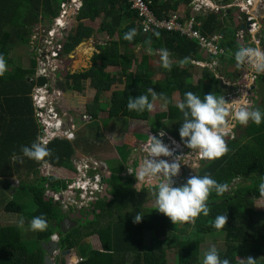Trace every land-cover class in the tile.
<instances>
[{"label":"trees","instance_id":"obj_1","mask_svg":"<svg viewBox=\"0 0 264 264\" xmlns=\"http://www.w3.org/2000/svg\"><path fill=\"white\" fill-rule=\"evenodd\" d=\"M64 0H0V55H3L6 65L10 63L12 50L19 46H28L29 35L34 25L41 18L52 19L59 13L60 3ZM192 1L185 0L188 16L192 10ZM179 1L173 3L169 0H151L154 15L163 20L170 14L176 13ZM104 17L98 30L87 27L83 21H95ZM203 23L202 34H222L226 41L225 49L235 53L240 47L237 42L236 31L227 28L219 20V14L215 11L209 13ZM201 18V17H200ZM198 18V20H200ZM77 25L71 30L64 47L65 55L72 53L81 43L91 39L95 33H107L110 38L118 35L117 41L99 47L91 59V67L88 70L69 74L64 81L65 89L83 92L85 82L91 81V87L96 90L94 101L86 109V112L97 119L99 114L107 111L108 118H126L129 120L153 122V132L158 131L166 121L169 133L183 143L179 135V129L183 123L182 113L176 105H173L172 95L179 93L181 102L185 93L191 91L201 99L212 92L224 94L219 74L204 68L198 84L191 82L193 70L192 61L200 58V48L197 42L188 39L179 32L154 30L144 33L140 27L138 12L131 8L128 0H82V7L76 17ZM130 29L136 30V36L132 41L123 39ZM156 33H159L157 37ZM151 39V49L145 41ZM141 46L144 54L138 58L132 47ZM29 47V46H28ZM132 47V49L130 48ZM167 49L171 58L179 59L190 57V62L184 66L170 64V68L160 69L152 65L161 61L160 49ZM30 50V49H29ZM147 52V54L145 53ZM30 66L17 67L7 70L0 75V177L13 178L16 174L25 173L27 179L36 177V183L29 184L27 190L33 197L36 210L33 217H42L49 226L42 231H37L35 246L27 242L23 237L22 228L18 225L3 226L0 220V264H44V251L41 242L47 241L59 230L61 211L46 196L49 189L58 191L66 188L64 180L40 175V166L44 162L37 163L23 156L21 148L30 146L39 136V129L33 116L32 99L30 97L35 82L45 83V79L31 81L36 72V61L32 58ZM109 67H119L120 81L107 72ZM164 72L166 77L162 81H154L155 73ZM118 82L124 83L122 91H113L111 103H101L104 92H109ZM258 82L264 83V73L259 76ZM152 88L157 94L163 93L164 97L157 100L167 101V110L151 115V112H130L127 109L128 99L147 94V89ZM151 99V97H149ZM104 108V110L102 109ZM264 111V106L259 108ZM23 128V138L19 136L18 128ZM27 125L32 128L27 133ZM11 129V131H10ZM240 139L227 142L228 152L221 158L206 162L199 169L198 176L210 174L218 183H227L229 190L222 196L213 191L207 201L209 215L201 214L192 223L191 234L186 235L184 229L179 230L178 235L166 238L168 230L174 229V224L157 209L146 210L141 223L135 224L133 218H129L128 224L120 227L115 223L106 225L104 229L94 228L97 223H89L93 227L90 234H98L102 250H91L88 255L83 248L81 255L84 259L73 264H128L127 256L131 255L130 264H170L168 252L176 250L177 264H202L200 260L202 244L205 242L203 235L221 234L224 243V251L219 252L221 259L227 258L231 264H240V258L246 260L249 256L257 260V264H264V212L256 209L259 192L258 185L264 177V120L260 125L249 122L245 129H241ZM26 134V135H25ZM129 145L135 149L132 142ZM184 144V143H183ZM47 148L51 156L46 158L53 166L72 168L71 157L75 153L72 143L65 140H55ZM131 148V149H132ZM15 156L16 161H13ZM127 158V157H124ZM25 167V169H24ZM27 171V172H24ZM115 172V171H114ZM121 177L114 173L109 182H112V194L123 193L118 186ZM23 188V185L21 186ZM20 187V188H21ZM115 203V201H114ZM124 198L123 207L128 205ZM99 209L106 211L109 205L101 201ZM6 211L23 213V208L15 199L6 206ZM217 215L228 217L227 225L217 230L209 224ZM99 218V216L97 215ZM56 227H54V225ZM152 232L150 249L144 250V232ZM81 234L76 232L61 239V246L65 250L78 248ZM77 238L76 240H74ZM165 238V239H163ZM81 239V238H80ZM81 257V256H80ZM77 260V259H76ZM73 261V260H72ZM62 264H67L62 261Z\"/></svg>","mask_w":264,"mask_h":264},{"label":"clouds","instance_id":"obj_2","mask_svg":"<svg viewBox=\"0 0 264 264\" xmlns=\"http://www.w3.org/2000/svg\"><path fill=\"white\" fill-rule=\"evenodd\" d=\"M156 35L158 37L159 33ZM135 36L136 30L130 29L125 33L123 39L132 41ZM236 37L237 40L240 39L239 36L236 35ZM145 44L148 45V51H152L151 39L146 40ZM159 51L162 66L166 69L170 68V53L163 48ZM190 59V57L182 59L181 66L188 64ZM234 59L240 67L248 66L257 73H264V50L258 47L241 46L235 52ZM199 67L202 68V66ZM6 68V61L3 55H0V75L4 74ZM204 68H209V66ZM162 97H164L163 93L157 94L152 88H148L147 94L130 97L127 109L137 113L151 112L154 109V102ZM176 106L183 117V123L179 129L181 140L191 150L190 154H195L198 158L208 161H215L228 152L226 138L230 137L236 124L247 126L251 121L260 125L264 120V111L251 107L247 92H242L237 99L229 102L222 94L212 92L204 95L201 99L189 91L185 93L183 101ZM164 135L165 133H160L161 137ZM145 150L148 153V158L141 159L134 173L129 169L128 171L134 175L137 181L136 190L144 191L147 188L148 192L155 197L154 208L168 217L174 225L194 222L195 218L201 214L207 217L209 215L207 201L211 193L215 191L218 196H222L229 190L227 183H218L210 174L202 177L193 175L186 184L179 187L174 186L173 177L179 175L181 168L179 157L171 162L161 159V157H172L173 151L162 139H158L154 135L148 138ZM21 152L24 157L37 163H47L46 158L51 156L46 142L39 138L30 146H23ZM13 158L15 159V156ZM106 185H108L107 182ZM258 192V199L264 200V177L261 178L258 185ZM143 219L144 216L140 212L134 216L133 222L139 224ZM227 220V216L217 215L213 221H209V224L215 229L221 230L227 225ZM21 225H23V221H21ZM46 226V221L42 217H34L30 222L32 231H42ZM202 264H231V261L227 258L221 259L217 248L212 247L204 254ZM240 264H257V260L249 256L246 260H240Z\"/></svg>","mask_w":264,"mask_h":264},{"label":"built area","instance_id":"obj_3","mask_svg":"<svg viewBox=\"0 0 264 264\" xmlns=\"http://www.w3.org/2000/svg\"><path fill=\"white\" fill-rule=\"evenodd\" d=\"M128 2L131 8L138 12L140 27L144 33L163 29L179 32L188 39L196 41L200 51L209 59L217 61L226 56L224 37L219 33L204 35L200 30L201 23L198 18L208 15L209 11L219 9L211 7L207 1L193 0L191 18L185 24L181 21L178 12L170 14L163 20L158 19L150 8L151 0H128ZM263 5L264 0H232L227 5L238 9L239 13L246 18L247 32L239 31L237 36L240 38L249 36L256 43L264 41V36L256 37L264 35V25H260L259 22ZM81 7L82 0L62 1L58 15L52 19L41 18L39 23L33 26L29 35L28 46L32 58L36 61V72L31 81L45 79L43 84L35 82L30 95L33 116L39 129L38 138L45 141L47 146L55 140L73 143L77 140V133L82 130L79 123H76L77 115L65 110L60 104L65 93V79L62 73L67 54L64 53V47ZM204 64L207 63H198L202 68L206 67ZM211 65L207 66L212 68L213 65ZM60 83L63 84V88H59ZM79 119L83 123H91L93 120L87 112L79 115ZM159 137L164 139V136L161 137L160 134ZM181 148L179 146L180 150ZM143 150L146 152L144 147ZM71 164L74 168L72 177L55 175L49 164L46 168H41L40 171L44 177H58L66 183V188L58 191L49 189L47 186L46 196L55 206L65 211H85L92 208L99 197L105 194L108 167L100 159L86 155L75 156V154L71 157ZM56 238L57 236L54 235L53 240L58 241Z\"/></svg>","mask_w":264,"mask_h":264},{"label":"crops","instance_id":"obj_4","mask_svg":"<svg viewBox=\"0 0 264 264\" xmlns=\"http://www.w3.org/2000/svg\"><path fill=\"white\" fill-rule=\"evenodd\" d=\"M162 1L165 2L167 0H162ZM169 1H171L173 3L175 0H169ZM176 1H179V5H181V6H179L177 12H179L181 21L185 24L191 18L193 8L191 10L190 15L188 16V14L186 13L187 5L185 4L186 3L185 0H176ZM205 1L210 3L211 7H217V6L213 5L211 0H205ZM231 2H229V0H220V3L224 6V8L217 7L219 9H217L215 11L217 14H219L220 22L223 25H226L227 28H231L230 23H229V19L227 18V16L230 15V14L227 13L228 10H230L231 11L230 13H232L233 12L232 10L234 9V12L237 13L236 14L237 18L241 17V14L239 13L238 9H235V8L227 6ZM192 3H193V1H192ZM192 7H193V5H192ZM211 12H213V11H209V13H211ZM206 18L207 17H205V16H201V18L199 20L200 23H201L200 30L203 29V23L206 20ZM103 21H104V17H100V18H98L95 21L85 20V21H83V23L87 27H90V28H93L95 30H98V28L100 27V25H101V23ZM118 38H119L118 35L114 36L113 38H110L107 33H95V35L91 39V46L90 47L92 49V53H89L90 54V58H89V62H88L87 68L85 70H88L91 67V65H92L91 59H92V57L94 56L95 53L99 52V47L100 46H104V45L108 44L112 40L117 41ZM225 41H226V39L224 37V43H225ZM245 46H246V42H245ZM132 47L134 49L133 51H134L135 54H137L136 53L137 51H141L142 52V50H143L142 55L144 54V49L141 46L134 47L132 45ZM132 47H130V48L132 49ZM247 47H249V46H247ZM226 52H227V50H226ZM145 53L147 54V52H145ZM234 54L235 53H233V55ZM227 57H229V56L226 55L223 58H221L220 60L216 61L214 59H209V57L205 53L201 52V57L200 58L202 60L200 62H203V63L207 62L209 64L216 63L213 66L211 65L212 66L211 69L213 71H215L217 69V71H215V72L219 74L217 78L220 79V81L222 83L223 90H224V94L223 95L225 96L227 101L231 102L233 99H237L242 92H247L248 97L251 96L253 98L254 94H253V91H251V88L254 85V80L256 79L255 75L257 74V72H255L254 70H252L249 67H248L247 71H243V67L240 68V66H238L236 64V67L234 69H230L226 73H224L222 71V63H223L222 60L227 58ZM169 61H170V64L174 62V60L170 56H169ZM194 61L195 62L192 61V64H193L194 68H193L192 74H191V76H192L191 82L194 85H196V84H198L199 80L202 77L203 69L201 70V68L198 67L199 61L197 59H195ZM152 62L155 63V59H153ZM70 64L72 65L73 61L71 63V60H69L68 57H65L64 70H63V73H62V77L63 78H65L64 74L69 72L68 71L69 70L68 66ZM11 66H12V64H11ZM29 66L30 65H28L27 68ZM157 68L163 69L164 67L163 66H161V67L158 66ZM11 70H13V68ZM85 70H82V71H85ZM82 71H80V72H82ZM107 72L110 73L112 75V77H116L117 81L118 80L120 81L121 79H123L122 78L123 76L120 74L121 73V69L119 67H109L107 69ZM75 73H79V72H75ZM69 74H70V72H69ZM71 74H74V73H71ZM237 74L241 75V76H238ZM234 75H235V79L231 80L230 77H232ZM165 77H166V74L161 71V73H155L153 79H154V81H162ZM239 78L242 80L241 81V83H242L241 87H240V84L236 85L235 88L229 87L232 83H235V81H237V79H239ZM118 83L116 85H121V88H118V89L117 88H113V87L116 86V85H114L112 87V90L109 91V92H104L102 94V97L106 96V97L109 98V97H111V94H112L113 91H122L124 89V83H120V82H118ZM90 84H91L90 80H87L85 82V89H84L85 92L84 91L83 92H77V91H74V90L65 89V87H64V92L65 93H64V96L62 98V103H61L62 107L65 110H67V111H69L71 113H74V114H75L76 111H81V113L85 112L87 107L93 103L95 95L97 93L96 90L94 88H92ZM122 85H123V87H122ZM227 88H229L230 92L225 93ZM86 89H88V90L86 91ZM85 93H87V95ZM256 100H257V97L252 99V101H254V102L250 101L251 107L254 106ZM172 102H173V105H177L178 103L181 102V97H180L179 93L176 92V93H174L172 95ZM104 104L107 105L109 103L105 102ZM166 110H167V101H165V100H156L154 102V109L152 110L151 115H155L156 113H162V112H165ZM107 118H108L107 111L105 110V111L101 112L97 119H93L92 120L93 122H95V124H93L95 126V128H93V129H91L89 131H88V126L90 125V123H83V122H80V121H79L80 122L79 123L78 119L76 118V123L80 124V126L82 127V130L77 133V140H75L72 144H73L74 149H75V153H74L75 156H83V155L92 156L94 158L100 159L101 161L105 162L107 167H108L107 178L108 177L111 178L112 175L115 173L114 171H116L117 168L123 167V165L125 166V163L128 160H129V164L128 165H131L132 163H134L132 166H133L134 169H136L139 166V163L141 161V156H138V154H137L138 150H139L138 147H140V143L139 144L135 143V139H138V138H132L131 139L132 140L131 142L136 145V148L134 149V151H133V148H132L130 151L126 152L125 148L121 149L119 147V145H121L122 141L125 139L123 130H121L119 127L115 128V129L106 130L104 124H102V120H107ZM130 121L132 122L130 130L139 131V132L145 133L144 135H141V137L144 138V139L146 138V141H147L148 138H149V132L152 131V126H153L152 120L151 121H147V122L138 121V120H130ZM24 127H25V124H22L18 128L19 136H16V137L23 138V131H24L23 128ZM31 130H32V128H30L27 125V133L26 134L31 132ZM10 131H11V129H10ZM82 132H85L87 134L86 135H82ZM82 137L84 138L83 140H82ZM138 140H140V139H138ZM118 147L124 153L119 151ZM104 149H105V151H104ZM100 154H102V156H99ZM125 155H126L127 158L123 157ZM104 157H107L108 159H112L110 165H109V163L107 161L104 160ZM187 157H189V155H187ZM143 159H146V158L144 157ZM13 161H16V159L13 158ZM169 162H171V161L169 160ZM188 163H189V161H188ZM44 164L45 165L49 164L51 166V169H52V171H53V173L55 175H59V176H62V177L63 176L64 177H72V175H73L72 174L73 169H74L73 166H72V168H70L69 166L68 167L67 166L58 167V166L51 165L49 162L43 163V165ZM181 167H182V165H181ZM24 172H27V171H24ZM17 175H20V177L22 178V177H25L26 174L25 173L16 174V176ZM53 178L58 179V177H53ZM110 178L106 180V182L108 184H109ZM5 179H9V178L0 177V183L3 180H5ZM30 179L31 180L33 179L32 183L36 182V177L31 176ZM173 182H174V185L177 184V180L174 177H173ZM180 186H182V185H180ZM108 189H109L108 196H104V194L101 196V198L105 197L104 201H106V203L109 205V208L105 211V215L107 214V219H105V220L103 218L99 219L97 217V213L96 214L91 213L92 215H90V219H89L88 222H86V221L82 222L83 220L77 219L78 221H81L82 224L85 223V222H86V224L83 225V229H75L72 232L69 231L66 234V235H71V239H72L74 237V235L76 234V232H79L81 234V236H80L81 239L80 238L79 239H77V238L74 239V240L77 239L75 242L80 241V244H79L78 248H72L70 250L71 252L69 254H67L65 256V258H64L65 262L68 259H70V261H72L74 259H77V261L78 260L79 261L83 260L84 259L83 258L84 254L81 255V249L82 248H83V251L85 253H88L87 250H98V251L102 250V245H101V242H100V239H99L100 238L99 235L98 234H94V233L90 234V232L93 231V227H90L88 225L90 222L91 223L96 222L97 225L94 228H98V229H104L106 227V225H110L112 223H115L114 226H118L119 225L120 227L124 226L125 224H128L126 220H123V219L117 220V218L114 217L115 207H112L110 205V203H109L111 201V199L114 198V195L110 192L111 190L109 188V185H108ZM153 203L154 202H152V201L148 202V200H147V209L148 210L155 209L154 206L153 207H149L148 206L149 204H153ZM91 209H93V207ZM86 211H89V210H86ZM66 212H71V211H66ZM81 214L87 216L89 213H84V212L82 213V211H81ZM102 220H104V221H102ZM81 223H79V224H81ZM5 226H8V225H5ZM53 228L56 229L55 226ZM58 231L59 230H56L54 234H56ZM66 235L62 236L61 239H63ZM152 237H153L152 236V232H150V231L144 232V250L145 251L150 249V247L147 248V240L150 241V246H151ZM82 239H84V240L87 239L86 242L89 241V243H91V241H93L94 242L93 243L94 247L93 248L89 247V249H88L87 246L83 243ZM60 241L58 240L57 242H60ZM42 243H44V241L41 242V245H42ZM82 243H83V245L81 246ZM43 251H44V249H43ZM44 253H45V251H44ZM60 253L61 252H58L57 256ZM45 255H46V253L44 254V256ZM57 256L55 257L56 259L55 258L52 259L51 264H61L62 260L60 261L58 259L59 256L58 257ZM127 257L130 258L129 255ZM46 262H45V258H44V264H47ZM128 263L129 264L131 263V259L128 261Z\"/></svg>","mask_w":264,"mask_h":264},{"label":"rangeland","instance_id":"obj_5","mask_svg":"<svg viewBox=\"0 0 264 264\" xmlns=\"http://www.w3.org/2000/svg\"><path fill=\"white\" fill-rule=\"evenodd\" d=\"M201 1H203V0H201ZM211 1H212L213 5H215L217 7H224L220 3V0H211ZM231 1L232 0H229V2H231ZM232 11L234 12V9ZM178 14H179V12H178ZM76 25H77V22L74 24V28L76 27ZM91 39L86 40L83 43H81L72 53H70L66 56L69 58V60H71V63L73 61V64L72 65L70 64L68 66V69H69L68 71L70 73L80 72V71L85 70L87 68L89 58H90L89 53H92V49L90 47L91 46ZM142 52H143V50H142ZM142 52L141 51L136 52L137 53L136 55L138 58H141ZM226 55L229 57L222 60L223 61L222 71L224 73H226L230 69H234L236 67V64H237L235 59H234L233 51L227 49ZM172 59L174 60L173 64L180 65L179 59H176V58H172ZM30 60H31V53H30L29 47L26 45L19 46V47L15 48L14 51L12 50L11 57H10V63L12 64V66L9 63L7 65V70L11 71V69L14 68V66H16V68L17 67H26L27 68V66L30 64ZM152 65L155 67L156 66L161 67L162 61L155 62ZM204 65L207 66L208 64H204ZM201 70H202V68H201ZM215 71H217V69ZM241 81L242 80L239 78V79H237V81H235V83H232L229 87L235 88V86L238 84H240V87H241V84H242ZM259 83L263 84L262 82H259ZM122 87H123V85H122ZM113 88H117V89L121 88V85H116ZM261 89L264 90V88H261ZM87 90L88 89H86V91ZM228 92H230L229 88L226 89L225 93H228ZM85 94L87 95V93H85ZM111 96H112V94H111ZM62 98H61L60 104L62 103ZM100 102L101 103H105V102L111 103V97L108 98L106 96H103L101 98ZM61 107H62V104H61ZM102 109H104V108H102ZM85 112H83V113H85ZM75 114L77 115V119L79 122L80 121L79 115H81L82 113H81V111H76ZM93 124H95V122L92 121L90 123V125L88 126V131L95 128V126ZM102 124H104L106 130L115 129V128L119 127L121 130L125 131L127 129V127L131 126L132 122L126 118H114V119L102 120ZM79 127H80V124H79ZM86 134L87 133L82 132V135H86ZM135 137L138 139L142 138L141 136H138V135H135ZM83 139L84 138L82 137V140ZM104 151H105V149H104ZM99 156H102V154H100ZM147 158H148V155H147ZM104 160L107 161L109 163V165L112 161V159H108L107 157H104ZM40 168H41V166H40ZM44 168H46L45 164L42 166V169H44ZM40 175H42L41 171H40ZM32 180L30 178L27 179L26 177L21 178L20 175H17L16 177L5 179L0 183V220L4 226L5 225H18V226H20L22 228V231H23L24 239L26 241H28L29 243L33 242L32 247H34L35 246L34 240H36L37 231H32L30 229V222L33 219L32 215L36 210V206H35V203L33 201L32 195L27 190L29 184L32 183ZM34 183H36V182H34ZM37 184L38 183H36V185ZM22 185H23V188L21 187ZM14 199L22 205V208H23L22 214L6 211L7 204ZM256 209L264 212V200H261V199L258 200V202L256 203ZM21 221H23V225H21ZM192 223L193 222L184 223V224H176L174 226L173 230H168L166 238H172L174 235H178L180 233L179 232L180 229H184L186 232V235H190L191 234V227L190 226L192 225ZM46 225L49 226L48 224H46ZM203 237L205 239V242L202 244V248H201V256H200L201 261H203L204 254L212 247L217 248L218 252H220V253L224 251L225 247H224V243L222 241V235L221 234L203 235ZM163 239H165V238H163ZM82 240L88 249H89V247L90 248L94 247L93 241H91V243H89V241L86 242L87 239L86 240L82 239ZM83 243L81 244V246L83 245ZM149 247H150V241L147 240V248H149ZM90 251L91 250H87L88 253ZM88 253H85V254L88 255ZM131 255H129L130 258L127 257L128 261L131 259ZM240 260H243V259L240 258ZM67 261H68V264H73V263H76L77 260L74 259L73 261H70V259H68ZM168 261L170 264H177L178 257H177L176 250H170L168 252Z\"/></svg>","mask_w":264,"mask_h":264},{"label":"flooded vegetation","instance_id":"obj_6","mask_svg":"<svg viewBox=\"0 0 264 264\" xmlns=\"http://www.w3.org/2000/svg\"><path fill=\"white\" fill-rule=\"evenodd\" d=\"M236 14H237L236 12H232V13H230L229 16H227V18L229 19V23H230L231 28H233L236 31V35H237V33L239 31H247L248 25L245 23V19H246L245 17H243L241 15V17L237 18L234 16ZM259 18H260L259 19L260 25H263L264 24V5L262 6V10H261ZM242 26L244 27V29L241 28ZM263 36L264 35H257L256 37L262 38ZM245 41H246V46H249L252 48L258 47V48L264 50V41H262V40H261V43H256V42L252 41L251 37L248 36L245 38ZM240 68H242V67H240ZM247 70H248V66H244L243 71H247ZM262 74L263 73H257L255 75L256 79L254 80V85L251 88V91H253V94H254L253 98L257 97V100H256L254 106H252V108H254V109L264 106V90L261 89V88H264V83L260 84L258 82L259 76ZM238 76H241V75H238ZM230 79L231 80L235 79V75L230 77ZM253 98L251 96H249L248 97L249 102L250 101L254 102V101H252ZM144 122H147V121H144ZM162 123H163V126L161 128H159L158 131L153 132V130H152L151 132H149V137L151 135H154V136H157L158 139H160L159 134L161 132H164L165 135H164L163 142L170 147V150L177 147L176 150L173 151L172 157H161V159L172 161L176 157H179V163L182 165V167L180 168L181 171H180L179 175L174 177L177 180V184H175L174 186L178 187L180 185L186 184L187 180L191 176L198 175L199 169L201 168V166L203 164H205L206 162H210V161L200 159L195 154H190L191 150L188 149L182 142L177 140L175 137H173L169 133L168 129L166 128V121H163ZM130 127H127V129L125 131L123 130L125 139L122 141L121 145H119V147L121 149L125 148L126 152L130 151L132 148L129 145L130 143H128L127 141L131 142L132 138H136L135 135L141 136V135L145 134V133L139 132V131H132V130H130ZM245 128H246V126L236 124V127L233 129V131L229 137V140H226V143L230 142L231 140L233 141L236 139H240L242 137L241 129L243 130ZM173 141H174V143H173ZM146 142H147L146 139H143V138H140V140L135 139L136 144L140 143V147H138V149H139L138 153L137 152L136 153L138 154V156H141V159H143L144 157L147 158V155H148V153H146L147 151L145 152L143 150V147L145 148ZM179 146L182 147L181 150L179 149ZM120 148H119V151L123 152ZM133 151H134V149H133ZM187 155H189V157H187ZM123 157H126V155ZM188 161H189V163H188ZM128 164H129V160L125 163V166L123 165V167L117 168V170L115 171L116 176L121 177V180H120L121 184H119L118 186L124 191V194L123 193L114 194V198H112L111 201L109 202L112 207H115L114 217H116L117 220L123 219V220L128 221L129 218H133V220H134V216L140 212L143 215H145L146 214L145 212L147 210V200H148V202L149 201L154 202V200H155V197L148 192L147 188H145L144 191H137L136 190L135 185H136L137 181H136L134 175L130 174L128 171V169H129L134 173L136 169H134L132 166L134 163H132L131 165H128ZM108 185H109V188L111 190L110 192H112V185H113L112 182H109ZM124 198L127 199L128 203H129L126 207H123ZM104 199H105V197L101 198V196H100L98 201L93 205V209L90 208V209H88L89 211L81 210L82 213L83 212L89 213L86 216V222L89 221L90 215H92L91 213H94V214L97 213V215L99 216V219L100 218H103L104 220L107 219V214L105 215V211L102 208L99 209V207H98V205L101 203V201L103 202ZM114 201H115V203H114ZM57 209L59 211H61L62 213L66 212L65 210L61 209L60 207H57ZM104 220H102V221H104ZM78 222L81 223V221H78L77 219H75V223H71L70 225H68V227H72L69 230L70 232H72L75 229H83V225L86 224V222L83 224L82 223L79 224ZM132 223H133V221L131 222V224ZM54 235L55 234H53L52 236H54ZM58 240L60 241L61 238H59ZM60 245H62L61 242H60ZM61 251L63 254L60 253L58 255L59 257L58 256L57 257L60 261L61 260L65 261L64 258L67 255V254H65V252L68 250H65L61 246ZM62 261H61V264H62ZM66 263L68 264V261Z\"/></svg>","mask_w":264,"mask_h":264},{"label":"water","instance_id":"obj_7","mask_svg":"<svg viewBox=\"0 0 264 264\" xmlns=\"http://www.w3.org/2000/svg\"><path fill=\"white\" fill-rule=\"evenodd\" d=\"M230 12H231L230 10L227 11L228 14H230ZM234 16L237 17V15H234ZM241 28L244 29L243 26ZM237 42L239 43L240 47L245 46V40L243 38L238 39ZM68 74L69 72L65 73L64 77L66 78ZM59 88H63L62 83L59 84ZM226 140H229V137L226 138ZM109 178L110 177H108L107 179ZM108 193H109V189L107 185L105 196H108ZM148 206L153 207L154 205L149 204ZM61 216H62V219L61 221H59L60 230L55 234L57 238H62V236L66 235L69 232V230L72 227H68V225H70L71 223H75V219L83 220V222L86 221V215L81 214V211L63 212L61 213ZM42 247L46 253L44 258H45V262L47 261L46 262L47 264H51L52 259L57 256L58 252L62 253L60 242L54 241L53 236L50 237V239L47 242L44 241V243H42ZM70 252L71 251L68 250L65 252V254H69Z\"/></svg>","mask_w":264,"mask_h":264}]
</instances>
